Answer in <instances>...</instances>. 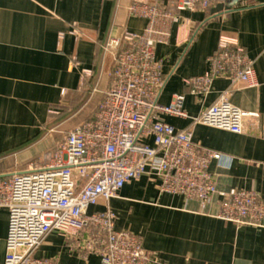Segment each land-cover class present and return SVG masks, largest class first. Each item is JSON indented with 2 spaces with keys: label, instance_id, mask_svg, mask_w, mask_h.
Segmentation results:
<instances>
[{
  "label": "crops",
  "instance_id": "obj_1",
  "mask_svg": "<svg viewBox=\"0 0 264 264\" xmlns=\"http://www.w3.org/2000/svg\"><path fill=\"white\" fill-rule=\"evenodd\" d=\"M133 1L0 0V180L31 170L65 132L92 116L111 81L115 49L105 45L146 25L130 13ZM186 20L195 30L191 39L177 25L170 42L157 47L167 78L161 104L184 94L183 108L195 117L226 93L232 105L258 116L243 121V133L193 126L190 118H162L179 129L190 127L196 144L223 156L210 165L219 191L247 189L264 198V0H240L230 10L216 4L186 11ZM222 38L245 47L258 85H233L224 78L206 97L190 94L185 80L208 70L207 58ZM159 183L145 175L90 212L111 209L117 229L141 237L150 264H264V226L220 219V195L202 206L162 192ZM8 229L9 212L0 207V264ZM79 239L54 231L37 256L60 264H102L80 249Z\"/></svg>",
  "mask_w": 264,
  "mask_h": 264
},
{
  "label": "built area",
  "instance_id": "obj_2",
  "mask_svg": "<svg viewBox=\"0 0 264 264\" xmlns=\"http://www.w3.org/2000/svg\"><path fill=\"white\" fill-rule=\"evenodd\" d=\"M239 1H133L130 13L145 19L146 25L105 45L115 49L111 81L92 116L65 132L31 170L0 180V207L9 212L4 264H60L56 258L37 256L54 231L67 239L80 237V249L97 255L102 264H150L141 237L117 229L111 209L90 212L145 175L157 178L162 192L202 206L220 195V219L264 226V198L247 189L219 191L210 165L223 156L196 144L190 127L179 129L162 118H190L193 126L243 133V121L257 113L235 107L226 93L195 117L183 108L184 94L175 95L168 105L160 102L167 78L157 47L170 42L177 25L186 40L192 38L195 30L183 21V13L208 11L216 4L230 10ZM207 61L204 74L185 80L192 95L206 97L214 82L224 78L233 85H258L255 62L237 39L222 38Z\"/></svg>",
  "mask_w": 264,
  "mask_h": 264
}]
</instances>
